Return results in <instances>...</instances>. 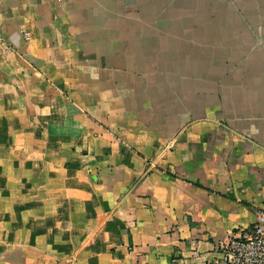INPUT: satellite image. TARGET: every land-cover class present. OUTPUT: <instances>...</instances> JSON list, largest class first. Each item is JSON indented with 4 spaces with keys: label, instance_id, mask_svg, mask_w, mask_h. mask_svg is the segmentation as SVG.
<instances>
[{
    "label": "crops",
    "instance_id": "0c3cea01",
    "mask_svg": "<svg viewBox=\"0 0 264 264\" xmlns=\"http://www.w3.org/2000/svg\"><path fill=\"white\" fill-rule=\"evenodd\" d=\"M264 211V0H0V264H213Z\"/></svg>",
    "mask_w": 264,
    "mask_h": 264
},
{
    "label": "built area",
    "instance_id": "2783aa9c",
    "mask_svg": "<svg viewBox=\"0 0 264 264\" xmlns=\"http://www.w3.org/2000/svg\"><path fill=\"white\" fill-rule=\"evenodd\" d=\"M213 264H264V211L250 228L237 230L217 244Z\"/></svg>",
    "mask_w": 264,
    "mask_h": 264
}]
</instances>
